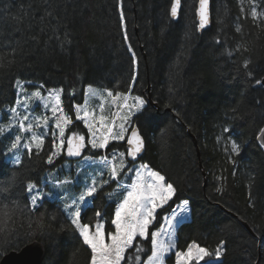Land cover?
Returning <instances> with one entry per match:
<instances>
[{"label": "trees", "instance_id": "16d2710c", "mask_svg": "<svg viewBox=\"0 0 264 264\" xmlns=\"http://www.w3.org/2000/svg\"><path fill=\"white\" fill-rule=\"evenodd\" d=\"M255 1L258 13H264V0ZM173 3L0 0V127L7 129L11 120L17 81L27 89H63V109L73 121L67 136H88L75 108L84 104L87 88L142 99L150 88L160 112L147 103L133 118L130 129L139 128L146 150L138 162L127 159L131 166L140 162L160 172L176 191L149 233L188 201L191 220L178 227L177 251L186 252L196 243L213 253L203 264H264V153L257 143L264 128V87L256 83L264 78V24L253 21L252 7L243 0H212L213 23L201 34L198 0H182L178 21L171 18ZM233 143L239 154L232 151ZM114 149L127 153V139L109 144L105 154ZM52 150L49 138L39 155L33 150L13 166L7 158L8 139H0V261L39 241L47 250L44 264H90L91 250L59 202L31 208L27 184L40 183L72 161L63 155L46 163ZM99 152L83 155L98 157ZM107 191L86 209L82 222L94 227L95 212L103 211L108 232L114 228L110 220L116 203H107ZM5 206L10 217L4 215ZM150 239L137 237L123 264H136L137 243L143 248L140 264H145ZM222 242L221 260L214 262ZM168 262L175 264V254Z\"/></svg>", "mask_w": 264, "mask_h": 264}, {"label": "snow or ice", "instance_id": "6c2138e0", "mask_svg": "<svg viewBox=\"0 0 264 264\" xmlns=\"http://www.w3.org/2000/svg\"><path fill=\"white\" fill-rule=\"evenodd\" d=\"M253 4L250 15L254 22L264 24V13H258L255 7V0H250ZM181 0H174V4L171 7V16L177 17L178 9L180 7ZM209 0H199V27L202 29L209 22L208 11ZM121 20H123V12L121 11ZM239 31V29H238ZM135 54L133 53V56ZM247 63L244 67L247 68ZM257 84L261 81L257 80ZM16 87L19 92L26 91L21 81L16 82ZM40 87H43L41 85ZM107 97L112 98V104L115 105L116 111L111 112L110 115H105L104 99L101 98V102L98 105L99 115L95 114V109L89 111L87 102L84 106L76 105V119L81 120L84 126L88 129L90 144L92 149H107L110 142L114 140H123L127 127L125 121H127L132 114V109L140 111L145 105V100L139 96L132 97L133 103L129 104V94L117 93L113 97V92L105 90ZM63 89H51L49 90L48 99L45 103L46 108H50L52 118L54 121V128L58 131L51 133L52 148L47 155L46 163L52 164L53 158L66 151V155L70 157L81 156L83 149L87 146L85 143V136L77 133H72L67 141H65V132L68 125L72 124V118L64 112L62 107L61 93ZM88 92L93 96L97 95V90L89 87ZM32 96L43 100L41 92L39 90L32 93L31 96H25L23 103L18 99L17 107L10 109L11 120L7 126V129L0 127V135L6 130L16 128L18 134L15 135L13 142L8 147V152H15L23 147L26 149V154L31 157L33 155V149L35 154L39 155L43 150L45 142V135L47 133L37 134L35 128H48L49 118L44 117H32L31 112L28 110L27 101ZM120 103H117V100ZM24 107V111L21 112L18 109ZM121 109H126V112H121ZM31 117V119H30ZM120 123L117 124L116 121ZM228 131V129H225ZM23 133H30L29 136H22ZM22 139H26L27 143H21ZM65 143L67 147L65 148ZM129 145L128 155L133 160L136 159L139 152L143 147V140L138 135L136 130L131 133V138L127 141ZM239 145L232 144V151L239 154ZM124 153L120 152L118 155L116 152L112 153L111 159L108 156H104L99 161L103 165V170L99 172V176L103 177L107 175L108 179L97 180L92 178L90 183L84 185L83 191H81L76 197L71 199L70 202L66 199L64 211L68 212L71 219V225L74 230L78 232L79 238L82 239L83 245H86L90 249V264H123L125 261V253L133 248L134 242L137 241V237L142 240H149L151 245V254L147 258L146 264H164L165 256L175 248V227L179 223L177 221V214L173 213L171 216H164L163 228L158 227L156 230L149 233V229L156 220V213L158 209L163 208L174 196L176 189L171 183L166 182L165 177L160 172L152 170L148 165H141L138 169H130L129 171L134 174V179H130L128 183H120V173L127 167L124 161ZM85 160L91 163H97L93 161L91 157L85 156ZM15 163L19 165L21 163L20 155H16ZM117 181V190L120 192V197L114 213V218L110 220V224L114 228L105 233V224L99 220L96 222L93 228L87 224L81 222V210L82 206L86 205L88 198L95 197L97 192L108 184L110 181ZM70 179H64L55 183V187L60 188L63 185L71 184ZM8 189L5 188L4 191ZM26 191L31 197V208L35 211L39 202L44 200L46 196H50L51 193H44L38 189V186L29 182L26 186ZM90 202V201H88ZM188 202L184 201L185 207L181 211H186ZM17 208L19 205L16 206ZM71 210V211H69ZM4 215L11 216V213L5 206ZM96 217L101 216L100 211L95 212ZM223 242L214 252V256L218 259L222 255ZM136 264H140L141 256L139 253L143 251L142 246L137 243L134 249ZM213 255L208 249L200 247L196 243H192L187 251H176L177 264H192L193 260L200 261L205 257ZM131 259V258H129Z\"/></svg>", "mask_w": 264, "mask_h": 264}, {"label": "rangeland", "instance_id": "374dc122", "mask_svg": "<svg viewBox=\"0 0 264 264\" xmlns=\"http://www.w3.org/2000/svg\"><path fill=\"white\" fill-rule=\"evenodd\" d=\"M243 1H245V3H247L250 7H253V4L250 2V0H243ZM255 7H256L257 12H259L258 4L256 3V1H255ZM92 88L97 90V95L93 96L91 93L88 92L89 88H87L86 96H85V102L81 106H84L85 103L87 102L88 110L91 111V110L95 109V114L98 116L100 114L98 105L101 102V98H103L104 99L105 115H110L111 112L117 110L115 105L112 104V98L107 97V93H106L105 89H99V88H95V87H92ZM24 89L26 90L24 92H19L18 91V99L22 103H23V100H24L25 96H31L32 93H34L37 90H39L41 92V96L44 98L43 100H41L39 98H36V97L32 96V98L27 101V107H28V110L31 112L32 117H44V116H46V117L49 118V124H48V128L47 129L39 128V127L34 129L37 134L47 133V135H45V137H44V139H45V142H44V145H43V148H44V146L47 143L49 138H51L53 140V137H52L51 133L54 132V131H58V130H56L54 128V121H53V118H52V113L50 111V108H46L45 107V103H46V101L48 99V95H49V90L45 91L43 88H40V87L39 88H34V89H27L25 86H24ZM148 93H149V91H148ZM115 96H116V94L113 93V97H115ZM147 96H148V94H147ZM61 100H62V96H61ZM144 100H145L146 103L143 106V108L146 106L147 103H149L147 101L148 100L147 98H145ZM152 100H153V98H152ZM120 102L121 101L118 99L117 103H120ZM128 103L129 104L133 103L132 97L129 98ZM16 107H17V103H16L14 108H16ZM62 107H63V104H62ZM18 110L23 112L24 111V107H20ZM126 111H127L126 109H121L122 113L126 112ZM140 111H136L135 109H132V112L134 114H132L130 116V118L127 121H125V126L127 127V132L125 133V138L123 140H114V141L109 143L110 145L115 144V143H123L128 138V136L130 134V130H131L130 128L132 127L133 118ZM64 112H65V110H64ZM8 114L11 117L12 114L10 113V110H9ZM2 115H3V113H0V118L2 117ZM30 119H31V117H30ZM79 121H81V120H79ZM81 122L83 123V121H81ZM116 123L119 124L120 121L117 120ZM72 125H73V122H72L71 125L67 126V129H66V132H65V141H67L69 136L72 134L71 133L69 136L66 135L68 130L72 127ZM83 125H84V123H83ZM14 129H15L16 132L9 133V131L6 130L3 133V138H0V139H8V147L13 142L15 135L18 134V130L16 128H14ZM75 129L77 130V128H75ZM87 131H88V129H87ZM75 133H77V132H75ZM77 134L82 135L80 133H77ZM29 135H30V133H23L22 134V136H24V137H27ZM89 140H90V136H89V133H88V136H85V143L87 144V146L83 149V151L84 150L88 151V152H90V150H94V151H98V152L100 151L102 155H100L98 157L88 156V157H91L92 160L96 161L97 163H91V162L85 160L84 159L85 156L83 155L84 154L83 153V154H81V158L78 159L77 161H67V162H64V163L60 164L53 171L49 172L40 183H34V184H36L38 186V189L40 191H42L44 193H51L50 196H46L44 200L40 201L39 205H41L45 201H51V202L56 201V202H59L62 205L63 210H64L65 204H66V199L65 198H67V201L70 202L71 199H73L81 191H83L84 185L86 183H90L92 178H96L98 181L101 180V179H108L107 175H105L103 177L99 176V172L101 170H103V165L100 164L99 161L101 160L102 157L107 156L105 154L106 149H92L90 144H88ZM21 143L22 144L23 143H27V140L26 139H22ZM66 147H67V144L65 143V148ZM33 150H35V149H33ZM113 152H116L117 155L120 152H123L125 154L124 155V161H125L127 167L124 169L123 172L120 173V183L121 184L128 183L130 179H134V174L132 172H130L129 170L130 169H138V168H140L141 165H144V164L139 162V163H137L134 166H129V162H128V159H127V153L125 151H121V150H118V149H114V150H112L109 153V156H108L109 159H111V156H112ZM17 154L20 155V159H21V163H22L23 157L26 154V149L21 147L20 149L16 150L15 152H8V156H7L8 161L13 166L21 165V163L19 165H17L15 163ZM63 155H66V151L61 153V154H59L57 157H54L53 158V163L55 162L56 159H58L59 157H61ZM66 157L70 158V156H67V155H66ZM64 179H70L72 181V183L71 184H67V185H63L60 188H57V187L54 186L56 182L64 180ZM109 187H111V188H109ZM104 188H108V191H107L108 194H107V198H106L107 203H109V204L110 203H116V206H117V203H118V200H119V197H120V192L117 190V181L113 180V181H110L108 184L104 185V187L101 188L97 192L95 197L88 198V201H90V202L86 201V205L82 206L81 222H82L83 213L86 211V209H88L89 207H92L94 205L95 198L99 195L100 192H102L104 190ZM30 199H31V197H30ZM169 202L163 208H165L169 204ZM184 207H185V205H184V202H183L179 206H177L175 208V210L171 214L168 215V216H171L173 213H176L177 214V221H179V223H177L176 227H175V248L165 256L164 264H171L170 262H168V259L171 257L172 254H175V252L177 251V241H178L177 230H178V227L180 225H182L183 223L188 222V221L191 220V208H190L189 202H188V204L186 206L187 210L186 211H181V209L184 208ZM163 208H161V209H163ZM161 209L157 210L156 219H157V214H158V212ZM69 211H71V210H69ZM100 212H101V216L98 217V220L105 224V233L107 234V230H106L107 220H106V217H105L103 211H100ZM65 213L69 217L68 212L65 211ZM155 222H156V220L154 221L152 226L155 224ZM164 226H165V224H164V220H163L161 228H163ZM92 228L94 230V227H92ZM205 258L203 260H200V261L193 260L192 264H203L204 261H205ZM219 258L217 259L215 257L213 259L214 262L220 261L221 257H219ZM175 264H177V262H175Z\"/></svg>", "mask_w": 264, "mask_h": 264}, {"label": "water", "instance_id": "95a60500", "mask_svg": "<svg viewBox=\"0 0 264 264\" xmlns=\"http://www.w3.org/2000/svg\"><path fill=\"white\" fill-rule=\"evenodd\" d=\"M181 11H182V0H181L180 7L178 9L177 17L171 16V18L174 21H178L180 19V16H181ZM208 11H209V22L205 25L204 28L201 29L199 27V0H198L197 9H196V18H197V22H198L199 32L201 34L204 31H206L207 29H209L213 23L212 0H209ZM259 85L264 87V78L262 79V81ZM148 91H149V93H148L147 99H148L150 106L155 108L158 112H160V107L156 103H154L152 100V94L150 92V88ZM133 130H136L138 135L142 138L143 147H142V150L137 155L135 160H133L131 156H129V155L128 156H129V159L131 161H138L141 159L143 153L146 150V142H145V139L142 136L139 128L136 125H134V127L132 128L128 140L131 138V133ZM190 135L193 138L195 145L197 146V139L191 133H190ZM257 143H258V146L260 147V149L262 150V152L264 153V128L262 129L261 133L257 137ZM127 146L129 149L128 143H127ZM199 156H200V152H199ZM79 158H80V156L79 157H75V156L70 157V159L73 161H75ZM200 163H202L201 157H200ZM204 180H205V184H206L207 183V176H206L205 172H204ZM243 224L246 228H248L250 230V227L247 223L244 222ZM250 231L252 232V230H250ZM46 256H47V250H46L45 244L42 242H39V241H34V242L24 246L23 248H21L18 251L14 250V251H11V252L7 253L6 255H4L0 261V264H44Z\"/></svg>", "mask_w": 264, "mask_h": 264}, {"label": "flooded vegetation", "instance_id": "af4514ba", "mask_svg": "<svg viewBox=\"0 0 264 264\" xmlns=\"http://www.w3.org/2000/svg\"><path fill=\"white\" fill-rule=\"evenodd\" d=\"M85 151V150H84ZM127 154H128V149H127ZM129 166H131L130 164H129Z\"/></svg>", "mask_w": 264, "mask_h": 264}]
</instances>
